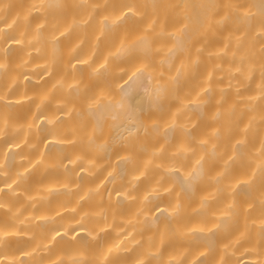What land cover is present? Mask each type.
<instances>
[{"label": "bare ground", "instance_id": "6f19581e", "mask_svg": "<svg viewBox=\"0 0 264 264\" xmlns=\"http://www.w3.org/2000/svg\"><path fill=\"white\" fill-rule=\"evenodd\" d=\"M0 264H264V0H0Z\"/></svg>", "mask_w": 264, "mask_h": 264}]
</instances>
